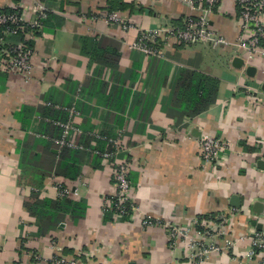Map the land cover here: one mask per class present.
Masks as SVG:
<instances>
[{"label": "crops", "instance_id": "obj_1", "mask_svg": "<svg viewBox=\"0 0 264 264\" xmlns=\"http://www.w3.org/2000/svg\"><path fill=\"white\" fill-rule=\"evenodd\" d=\"M122 1L134 8L119 11L132 23L125 30L104 18L107 0H0V12L20 5L31 20L43 4L47 14L29 43L30 78L0 70V264H49L55 246L82 264H196L186 239L171 246L161 225L142 224L146 215L190 230L197 219L202 243L218 246L198 264H257L249 253L254 233L264 230V52L237 40L235 1L220 0L206 17L227 45L169 38L159 41L161 55L145 56L132 46L139 30L162 33L197 9L190 0ZM185 71L218 80L215 101L196 115L174 98ZM71 109L83 148L64 147L70 154L61 158L50 139L58 130L49 127L67 121ZM200 133L226 142L218 162L200 160ZM95 134L121 136L131 161V217L116 220L104 209L113 167L89 149ZM56 184L70 188L69 203L30 213L25 201L34 192L39 200L61 198ZM222 214L225 233L202 227Z\"/></svg>", "mask_w": 264, "mask_h": 264}, {"label": "built area", "instance_id": "obj_2", "mask_svg": "<svg viewBox=\"0 0 264 264\" xmlns=\"http://www.w3.org/2000/svg\"><path fill=\"white\" fill-rule=\"evenodd\" d=\"M238 12L239 34L237 40L248 47L253 52H264V0H234ZM220 2V0H190L193 8L197 9L195 16H188L183 20L181 26H173L158 30H139L132 46L141 51L145 56L161 55L159 41L172 38L177 43H206L213 46L227 45L228 41L222 34L217 33L210 26L209 19L206 17L209 12ZM47 18L46 7L38 4L36 13L31 20H27L20 5H15L10 11L0 12V70L7 74H19L26 80L30 78L33 70L32 58L34 57V47L26 43V40H35L41 34L44 21ZM104 18L121 26L122 29L131 27V21L123 18L117 11H107ZM77 111H69L70 118L65 121H54V124L61 129L60 136L50 139L59 152L64 147L83 148L80 138L83 134L82 129L75 123L74 117ZM95 139L101 141L102 147L96 146V141L92 143L95 146L92 150L99 155L105 164L112 163L113 194L104 202V209L111 210L116 220L133 216L136 211V205L132 201L130 181L131 161L122 143L121 136L107 138L95 134ZM200 142V160L205 165H211L218 162L221 158V152L226 146L223 139L210 134L199 135ZM100 143V144H101ZM90 149V148H89ZM91 150V149H90ZM127 151V150H126ZM58 196L65 197L70 195L71 190L62 184H56ZM150 216H143L142 224L161 225L168 235V241L171 246L182 243L181 239H186L188 258L196 264L202 262L211 252H216L218 246L212 240L202 243L198 231L195 229L197 219L191 224V229L179 226L175 222H162ZM202 227L209 229L210 232L217 234L216 231L225 233L228 218L222 214L213 218H208L202 223ZM208 232V233H210ZM193 233L195 237L191 234ZM219 233V234H222ZM215 236H219L218 234ZM197 238L201 241L198 245ZM252 249L249 253L251 258L258 254V263L264 264V230L254 233L250 240ZM89 254V253H87ZM49 264H82L79 258L64 254L60 247L55 246V251L48 259Z\"/></svg>", "mask_w": 264, "mask_h": 264}, {"label": "trees", "instance_id": "obj_3", "mask_svg": "<svg viewBox=\"0 0 264 264\" xmlns=\"http://www.w3.org/2000/svg\"><path fill=\"white\" fill-rule=\"evenodd\" d=\"M107 10L110 11H123V10H129V12H132L134 10L133 6L130 4L125 3L122 0H107ZM11 9H5L3 11H10ZM1 35V34H0ZM26 43H30L31 40H26ZM218 88V80L215 78H212L210 76H207L203 73L197 72V71H185L178 77V81L176 84V87L174 89V98L176 100V103L179 104L180 110L187 114V115H196L208 108L210 104H212L215 101L216 93ZM51 132L55 128L58 130L57 133L51 132L50 134L53 136H58L60 134V128L58 127H49ZM48 130V128H47ZM83 135V134H82ZM81 135V137H82ZM81 141V138H80ZM98 141H96V145H98ZM101 143V142H100ZM102 144V143H101ZM95 146L90 147L91 151L94 149ZM67 148V147H65ZM65 148L60 149L59 156L66 157L70 153L69 150H66ZM93 152V151H92ZM94 153V152H93ZM97 156L98 159L101 160L99 155ZM41 161L40 157L37 156V158L34 157V159L28 160V163L35 167L34 165L39 164ZM52 166H56L55 171L56 175H61V162H59L58 167L57 164L53 161ZM43 179H45V175L42 176ZM41 178L40 181L36 183L39 186L42 185L43 179ZM59 200L53 201V200H39L37 197V194L35 192L26 199L25 205L27 210L30 211V213L36 215V217H39L40 211H45L43 206H50L53 209L59 208L61 205H64L66 203H69L67 199L61 197L58 198ZM42 208V209H41Z\"/></svg>", "mask_w": 264, "mask_h": 264}]
</instances>
